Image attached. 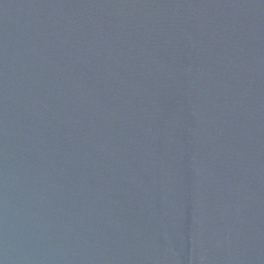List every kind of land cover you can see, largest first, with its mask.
Returning a JSON list of instances; mask_svg holds the SVG:
<instances>
[{"label": "water", "instance_id": "1", "mask_svg": "<svg viewBox=\"0 0 264 264\" xmlns=\"http://www.w3.org/2000/svg\"><path fill=\"white\" fill-rule=\"evenodd\" d=\"M0 264H264V0H0Z\"/></svg>", "mask_w": 264, "mask_h": 264}]
</instances>
